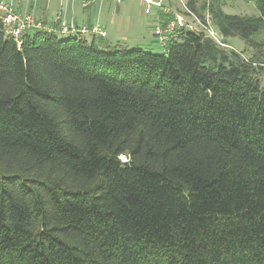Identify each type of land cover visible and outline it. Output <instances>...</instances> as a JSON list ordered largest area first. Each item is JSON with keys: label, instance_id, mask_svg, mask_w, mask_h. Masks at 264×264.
I'll return each mask as SVG.
<instances>
[{"label": "trees", "instance_id": "trees-1", "mask_svg": "<svg viewBox=\"0 0 264 264\" xmlns=\"http://www.w3.org/2000/svg\"><path fill=\"white\" fill-rule=\"evenodd\" d=\"M253 1L187 6L256 46ZM60 36L0 20V264H264L254 62L187 30L159 54Z\"/></svg>", "mask_w": 264, "mask_h": 264}, {"label": "crops", "instance_id": "crops-1", "mask_svg": "<svg viewBox=\"0 0 264 264\" xmlns=\"http://www.w3.org/2000/svg\"><path fill=\"white\" fill-rule=\"evenodd\" d=\"M21 15H31L46 26V31L58 34L55 18L58 14L65 21L77 26H99L105 37L88 33L83 37L94 41L98 46L110 48H149V42L155 43L153 31L170 17L152 12L144 14L143 4L139 0H123L116 4L113 0H11ZM173 4V8H172ZM165 5L176 10L174 0H165ZM229 39H227L228 41Z\"/></svg>", "mask_w": 264, "mask_h": 264}, {"label": "built area", "instance_id": "built-area-1", "mask_svg": "<svg viewBox=\"0 0 264 264\" xmlns=\"http://www.w3.org/2000/svg\"><path fill=\"white\" fill-rule=\"evenodd\" d=\"M74 1V0H67ZM97 0H89L87 4H94ZM116 4L121 3L123 0H113ZM143 4L144 14H151L153 11L165 16L169 15V19L162 24L156 26L153 35L156 41L164 44L169 36L175 30H187L194 32H201L206 37L220 48L235 51L234 48L229 46L223 41L220 33L211 24L210 20L202 19L192 13L187 6L186 0H174L176 3V10L171 9L165 5V0H139ZM0 20L4 25L5 33L12 37L17 45L21 44L22 38L27 32L31 30H45L46 26L39 20H36L31 15H21L16 10L14 3L11 0H0ZM59 33L67 36H84L88 33L105 37L106 33L101 31L99 26L87 25L77 26L74 23L65 21L62 14H58L55 18Z\"/></svg>", "mask_w": 264, "mask_h": 264}, {"label": "rangeland", "instance_id": "rangeland-1", "mask_svg": "<svg viewBox=\"0 0 264 264\" xmlns=\"http://www.w3.org/2000/svg\"><path fill=\"white\" fill-rule=\"evenodd\" d=\"M187 2L189 0H186ZM208 3V0H197L196 6L200 7L203 3ZM220 5L222 10L231 15H247L250 17H258L259 12L255 7L253 0H220ZM173 8V4H172ZM203 17L211 21L213 25L211 16L208 11H202ZM214 26V25H213ZM216 29V28H215ZM63 37V36H59ZM149 48H143L144 50L150 51L154 54L163 53L165 50L160 47L156 42L150 43L149 39ZM252 40L256 43V46H248L239 38H229L226 40V43L240 52L243 58L254 62L256 65V78L259 81L260 87L264 89V28H262L257 34L252 36ZM257 65L263 66L262 69L257 67Z\"/></svg>", "mask_w": 264, "mask_h": 264}]
</instances>
